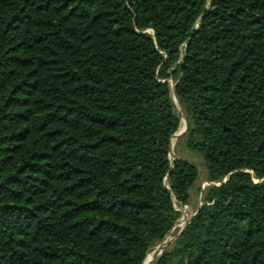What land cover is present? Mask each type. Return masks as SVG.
<instances>
[{"label":"trees","instance_id":"16d2710c","mask_svg":"<svg viewBox=\"0 0 264 264\" xmlns=\"http://www.w3.org/2000/svg\"><path fill=\"white\" fill-rule=\"evenodd\" d=\"M182 118L151 264H264V0H0V264H144Z\"/></svg>","mask_w":264,"mask_h":264},{"label":"rangeland","instance_id":"374dc122","mask_svg":"<svg viewBox=\"0 0 264 264\" xmlns=\"http://www.w3.org/2000/svg\"><path fill=\"white\" fill-rule=\"evenodd\" d=\"M178 113L181 112L180 107L177 103V101L174 102ZM184 118H182L183 120ZM182 124V121H181ZM181 126V125H180ZM185 132V129L182 130V132H180L181 134L176 139L175 144L172 146V150L170 152V159L173 160L175 158H183L188 160L189 162H191L192 164H194L199 171V177L196 183L195 188L193 189V191L191 192V201L190 204L187 206H183V207H179L178 210L181 213V217L178 220L176 226L172 229V231L170 232V234L167 237H170L173 241L176 239L177 235L179 234V232L183 229L185 222L197 211V209L201 206L202 204V199H203V193L205 191V189L211 185V183H209L207 181V170L204 164V160L201 156L194 154L193 152L187 150L184 146V144L182 143V141L180 140L181 136L183 135V133ZM182 209V210H181ZM184 213V215H183ZM187 215V216H186ZM183 224V225H182ZM166 237V238H167ZM173 237V238H172ZM165 238V240H166ZM172 241V242H173ZM171 242V243H172ZM161 244V243H160ZM159 244V245H160ZM158 245V246H159ZM170 245V244H169ZM168 245V246H169ZM158 246H156L147 256V260L145 264H151L148 263V258L150 255H153V253L157 250ZM167 246V247H168ZM166 247V248H167ZM165 248V249H166ZM164 249V250H165Z\"/></svg>","mask_w":264,"mask_h":264},{"label":"water","instance_id":"95a60500","mask_svg":"<svg viewBox=\"0 0 264 264\" xmlns=\"http://www.w3.org/2000/svg\"><path fill=\"white\" fill-rule=\"evenodd\" d=\"M172 98H173V101L175 102L176 101V99H175V96H174V93H173V85H172ZM186 129H187V123H186V126H185V131H186ZM181 134V133H180ZM180 134H178V132L172 137V139L174 138V137H178ZM171 150H172V140H171ZM171 152V151H170ZM171 160V159H170ZM227 181V179H225L224 181H223V183H225ZM196 213H194L186 222H185V224H184V227H183V229L179 232V234L177 235V237L186 229V227L188 226V224L190 223V221H191V219H192V217L195 215ZM172 231V230H171ZM170 231V232H171ZM170 232H169V234H170ZM168 234V235H169ZM167 235V236H168ZM166 236V237H167ZM176 237V238H177ZM173 241V240H172ZM171 241V242H172ZM171 242L170 243H167V244H165V240L158 246V248H157V250L153 253V255H152V257H151V259H149V261H148V263H151V262H153L155 259H157L161 254H162V252L164 251V249L168 246V244H171ZM147 259V258H146ZM146 263V260H145V262H144V264Z\"/></svg>","mask_w":264,"mask_h":264},{"label":"bare ground","instance_id":"6f19581e","mask_svg":"<svg viewBox=\"0 0 264 264\" xmlns=\"http://www.w3.org/2000/svg\"><path fill=\"white\" fill-rule=\"evenodd\" d=\"M185 126H186V121H185V119H183V120H182V124H181V126H180V128H179L178 134H180V132H182V130L185 129ZM176 139H177V138H175V137L172 139V146L175 144ZM181 210H182V209H181ZM183 215H184V213H183ZM186 216H187V215H186ZM182 225H183V224H182ZM172 238H173V237H172ZM171 241H172V239H171L170 237H167L166 240H165V244L170 243ZM168 245H169V244H168ZM151 257H152V255L149 256L148 260L151 259ZM146 260H147V259H146Z\"/></svg>","mask_w":264,"mask_h":264}]
</instances>
